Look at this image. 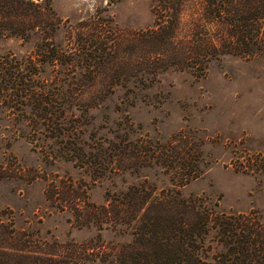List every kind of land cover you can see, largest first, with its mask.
Wrapping results in <instances>:
<instances>
[{"label": "rangeland", "instance_id": "1", "mask_svg": "<svg viewBox=\"0 0 264 264\" xmlns=\"http://www.w3.org/2000/svg\"><path fill=\"white\" fill-rule=\"evenodd\" d=\"M155 1L53 0L62 18L49 46L54 62H44L51 58L39 51L40 36L0 39V65L39 66L24 82L47 91L45 104L0 86V218L50 243L80 242L98 233L72 225L82 206L110 205L134 184L160 191L195 174L185 196L230 215L264 217V49L214 59L203 77L180 62L155 69L153 83L142 82L137 69L123 82L99 80L106 73L94 58L129 57L132 37L155 24ZM198 14L189 0L180 37L192 40ZM252 154L255 172L241 165ZM102 234L106 243L130 237Z\"/></svg>", "mask_w": 264, "mask_h": 264}, {"label": "trees", "instance_id": "2", "mask_svg": "<svg viewBox=\"0 0 264 264\" xmlns=\"http://www.w3.org/2000/svg\"><path fill=\"white\" fill-rule=\"evenodd\" d=\"M188 1L156 0L155 24L132 37L129 57L94 58V67L106 73L99 80L123 82L137 69L142 82L153 83L155 69L180 62L203 77L214 59L228 54L252 56L264 49V0H192L199 8L192 19V40L179 36L180 12ZM212 23L217 24L213 31L208 28ZM61 24L53 0H0V39L20 36L29 41L40 36L39 51L51 58L44 62L58 59L49 46ZM123 41L120 36L119 48ZM185 57L190 61L180 60ZM33 67L24 62L13 70L0 65V77L6 81L0 86L8 92L21 90V95L46 104V89L31 80L24 82L25 72L38 73L39 66ZM242 163L251 172L260 166L254 154ZM198 176H183L181 183L160 191L156 185L134 184L110 205L82 206L72 225L93 226L98 233L80 242L50 243L33 230L18 229L12 218H0V264H264V217L230 215L199 195L185 196L182 188ZM105 230L130 237L106 243Z\"/></svg>", "mask_w": 264, "mask_h": 264}]
</instances>
